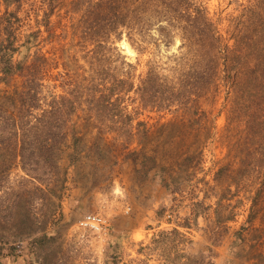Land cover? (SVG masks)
<instances>
[{"label":"trees","instance_id":"16d2710c","mask_svg":"<svg viewBox=\"0 0 264 264\" xmlns=\"http://www.w3.org/2000/svg\"><path fill=\"white\" fill-rule=\"evenodd\" d=\"M22 1L2 0L6 11L0 16V185L11 172H24L19 176L20 190L11 186L10 192H5L11 196L8 210L14 214L21 200L38 197L28 184L43 192L44 186L67 181L68 166L84 160L98 165L95 157L102 134L125 136V149H129L133 137L149 134L147 122L138 119L139 107L191 109L210 88L216 73L223 70L232 79L238 75L243 78L247 134L243 166L232 193L239 195L238 187H243L252 209L243 226L234 232L229 248L235 254L243 241L249 247L248 264H264V0H253L245 6V17L240 15L241 21L231 24L228 38L220 33L205 7L192 6L187 0H73L71 9L77 15L72 22L73 45H93L86 53L89 69L77 66L82 72L74 75L66 71L52 74L62 54L52 58L44 48L64 40L51 22L60 0H40L41 6L34 12L21 11ZM153 18L158 21L153 23ZM157 23L166 42L176 36L181 40V53L174 57L177 66L172 71L178 75H163L157 64L151 63L136 85V65L117 52L111 40L126 34L132 45L143 50L148 42L146 35ZM19 28L21 36L17 34ZM115 50L118 55L113 57ZM65 57L75 60L76 65V54ZM130 92L135 93L134 98ZM136 101L137 106L130 108ZM83 108L88 112L90 133L98 134L89 145L82 142L78 129L77 117ZM67 148L72 149L66 154L68 166L62 167L60 160ZM179 169L158 172L175 203H180V197L195 194V187H187L191 184L189 169ZM229 189L232 191V185ZM218 201L219 205L221 199ZM191 208L195 217L209 209L202 199L195 198ZM170 211L161 206L158 219ZM257 219L259 225L255 224ZM225 224L217 214L210 234L215 242L225 234ZM183 236L178 228L161 230L141 251L162 249L164 264L215 263V252L209 246L208 253L199 252L194 258L181 251L186 239ZM0 241H5L4 236L0 235ZM0 264H5L1 257Z\"/></svg>","mask_w":264,"mask_h":264},{"label":"rangeland","instance_id":"374dc122","mask_svg":"<svg viewBox=\"0 0 264 264\" xmlns=\"http://www.w3.org/2000/svg\"><path fill=\"white\" fill-rule=\"evenodd\" d=\"M252 1L187 0L186 3L205 7L220 33L228 38L227 30L232 23L241 21L240 15ZM40 6V0H23L20 9L34 12ZM72 6L73 0H60L51 16L64 39L54 47L44 46L52 58L62 54L52 74L66 71L74 75L82 72L83 67L89 69L86 53L93 45L84 47L76 42L73 45L72 22L77 15ZM5 11L0 0V16ZM160 26L158 23L152 26L143 50L132 45L126 34L111 40L117 52L136 65L133 70L136 85L151 63H156L163 75H178L172 71L177 66L174 57L181 53V40L176 36L166 42ZM17 34L21 36L20 28ZM65 54H76L75 66V60H69ZM209 87L191 109L139 107L138 119L147 122L149 134L133 137L129 149L124 148L123 141L128 140L125 136L102 134L95 157L98 165L84 160L68 166L66 154L72 149L67 148L60 160L62 167L68 166L67 181L44 186L43 192L28 184L38 197L21 200L14 214L8 210L11 196L5 192H10L11 186L20 190L19 176L24 172L21 169L11 172L0 185V235L5 239L0 241L1 260L5 264H164L162 249L141 251V247L149 244L159 231L178 228L187 239L183 240L181 251L189 257L203 251L208 253L206 246H209L215 252L214 264H248L249 247L245 242L235 254L229 248L234 232L243 226L252 210L243 187H238L239 195L232 193L243 166L241 156L247 134L243 120V78L238 75L232 79L226 71L219 70ZM130 96L134 98L135 93L130 92ZM137 104L136 101L130 108ZM78 114L82 142L92 144L98 134L90 133L88 112L83 108ZM185 158L188 162H183ZM181 166L189 169L191 184L187 187H195L198 195L180 197V203H175L158 172H177ZM223 194L227 198L223 199ZM194 198L202 199L209 208L198 217L191 208ZM161 206L171 211L159 220L157 210ZM87 214L102 215L107 228L96 232L83 227L80 221ZM217 214L225 220L226 230L215 242L210 234ZM185 224L188 227L182 226ZM255 224L259 225L258 219Z\"/></svg>","mask_w":264,"mask_h":264},{"label":"built area","instance_id":"2783aa9c","mask_svg":"<svg viewBox=\"0 0 264 264\" xmlns=\"http://www.w3.org/2000/svg\"><path fill=\"white\" fill-rule=\"evenodd\" d=\"M80 224L92 231L100 232L107 228L106 219L100 214H87L81 221Z\"/></svg>","mask_w":264,"mask_h":264}]
</instances>
